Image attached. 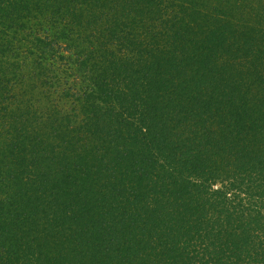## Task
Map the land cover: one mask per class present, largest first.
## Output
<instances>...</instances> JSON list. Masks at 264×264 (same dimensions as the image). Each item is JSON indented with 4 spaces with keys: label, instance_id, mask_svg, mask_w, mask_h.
Returning a JSON list of instances; mask_svg holds the SVG:
<instances>
[{
    "label": "trees",
    "instance_id": "16d2710c",
    "mask_svg": "<svg viewBox=\"0 0 264 264\" xmlns=\"http://www.w3.org/2000/svg\"><path fill=\"white\" fill-rule=\"evenodd\" d=\"M0 264H264V0H0Z\"/></svg>",
    "mask_w": 264,
    "mask_h": 264
}]
</instances>
